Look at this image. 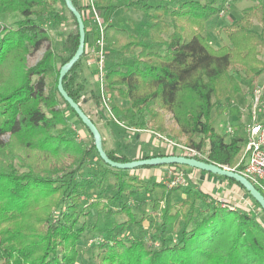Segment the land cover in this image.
Segmentation results:
<instances>
[{
    "label": "trees",
    "instance_id": "trees-1",
    "mask_svg": "<svg viewBox=\"0 0 264 264\" xmlns=\"http://www.w3.org/2000/svg\"><path fill=\"white\" fill-rule=\"evenodd\" d=\"M71 1L86 29L80 0ZM146 1L128 0L125 7L142 11L145 16L150 11L157 13H150V21L140 24L149 42L123 28H105L106 45L113 51L132 55L133 50H138L128 63L110 68L105 64L107 90L112 99L125 102L120 107L117 100L113 101L111 113L118 121L125 119L124 126L129 128L146 121L154 134L164 131L158 110L167 111L187 146L206 148L205 159L196 160L240 171L244 161L238 155L243 139L232 136L226 142L214 130L211 113L219 110L222 100L241 93L232 72L242 73L251 94L264 73V5L242 10L240 18L230 24V44L214 48L205 41L203 32L205 23L220 11L216 0H187L175 9H170L167 1L155 5ZM58 3L66 8L64 0H0V264H76L78 243L87 228L80 218L92 212L106 218L103 228L93 225L104 237L95 258L97 264H264V213L235 180L213 174L210 175L242 189L258 215L247 207L230 209L229 202L194 189L193 185L184 190L183 199L173 203L176 187L164 190L155 183L152 190L163 189L151 206L159 221L154 234L156 248L138 236L125 240L111 234L115 228L122 233L128 226L115 221L117 214L125 212L129 220L135 221L125 205L114 210L107 201L98 199L93 193L95 177L82 175L86 163L94 153L105 172L114 175L116 193L110 203L123 194H132L138 188L134 184L137 176L130 175L125 180L123 170L106 165L96 151L94 139L88 147L79 146L76 130L60 107L65 105L76 116L57 89L60 70L79 43L78 25L68 10L72 29L61 39L66 54H57L49 43L33 66L26 65L31 51L49 40L43 21L65 23L66 17L57 11ZM7 16L18 19L6 24ZM253 21L260 25L259 31L253 29ZM162 34H167L165 40ZM157 42L163 44L160 51L151 49ZM81 60L82 57L65 73L62 88L74 103L88 93L84 103L101 106L99 95L87 92L79 80ZM48 79L53 81L49 88ZM78 121L86 128L79 118ZM120 143L108 150L101 140L110 160H138L117 154ZM171 155L185 156L172 151L163 156ZM151 157L156 156L145 158ZM161 166L184 167L136 169Z\"/></svg>",
    "mask_w": 264,
    "mask_h": 264
},
{
    "label": "rangeland",
    "instance_id": "rangeland-1",
    "mask_svg": "<svg viewBox=\"0 0 264 264\" xmlns=\"http://www.w3.org/2000/svg\"><path fill=\"white\" fill-rule=\"evenodd\" d=\"M93 1L96 13L105 28L108 25H112L116 28H123L126 29L129 34H133L134 36L136 35L138 38L144 40L145 42L150 41L148 39V35H146L147 33L144 30H141L140 24L147 20L150 21V13H153L155 15L157 14L156 12L150 11L148 16H145L142 11L133 8L126 9L125 4L128 2V0H100V3H97L99 0ZM142 1L144 0H141V2ZM163 1H167V5L170 9H175L179 6V4L187 0H147L146 3L149 2L150 4L155 5L159 3L161 4L163 3ZM199 1L201 3H208L211 0ZM256 4L264 5V0H216L215 6L220 8V11L217 15L211 17L205 23L203 32L205 41L214 48H219L223 45H229L230 43L227 34L230 30L231 22L240 18L242 10L252 7ZM57 11L66 17L65 23L61 25H54L48 19H45L43 21L44 28L48 32L49 40L44 41L38 50L31 51V53L27 56L26 65L28 67L33 66L41 58L45 48L49 45V43L52 45L53 50L57 54H66L64 49H62L61 47V39L62 36L67 35L71 31L72 24L71 20L68 18L69 12L61 3L57 4ZM88 11V9H84L83 7V19L85 20V28L91 29L92 31L94 26L91 22L92 16ZM17 19L18 18L14 16H7L4 18V22L6 24H13ZM165 20L170 24L171 28L172 25L168 14L165 15ZM253 29L257 31L260 30V25L256 21H253ZM90 36L92 38L88 35L86 36L85 47L89 44L88 41H91V39H93V35L90 34ZM166 37L167 34H162L163 40H165ZM151 49L154 51H160L163 49V44L160 42L154 43L152 44ZM106 51L107 58L105 64L107 68L116 67L117 65H121L122 63L130 62L138 52V50H133L132 55H125L118 51H113L111 47L108 46V43L106 45ZM85 58L86 56H82L81 60V63H83L84 67L86 66ZM89 68V75L91 76V79L89 77H83L80 70L79 80L84 82L87 92L93 91L97 95H99L101 106L97 107L92 102L84 103L85 97L88 96V93L81 96L79 104H81L80 106L82 107V109L86 111L87 116L96 123V128L101 135V139L104 141L106 149H115V145L110 141L111 137H114L113 139L117 138L118 142H121L120 144L123 145L122 151L120 152L121 155L123 154L130 158L142 159L147 156H163L167 153H170L171 151L178 154L181 153L179 150H177L175 144L187 146V140L184 136L178 134L177 126L174 123L172 115L169 112L158 110L163 119V132H157L153 134L152 132H150L151 126H149V124L147 125L146 121H143L132 128L125 127V119L118 121L115 119L112 113L111 115L106 113L102 96L99 94L97 85L95 83L94 68L93 66H90ZM232 73L241 85V93H239L233 99L226 98L222 100L219 110H217L216 113H211L212 125L217 133L225 137L226 142H228L232 136H238L243 139L244 143L246 127L248 124H250V118L253 110L256 112L257 118L260 121H264V73L255 82V90L252 94L250 93L248 83L244 79L242 73ZM52 82V79L47 80L48 88L50 87V85H52ZM105 85V95H107L108 97V108L110 109V112L113 101L117 100L120 107H123L125 105V102L123 100L118 98L112 99L110 92L107 90L108 84L106 79ZM256 97H258V102H256L255 100ZM254 105H256V108L253 109ZM60 107L64 111H66L69 117V125L74 127L76 130L77 144L81 147L90 146L93 137L90 136L85 127L79 124L78 118L71 111H69V109L66 108L65 105H60ZM99 112H101V114ZM103 116H105L107 119H104ZM227 124H229L232 128V133L230 134L225 133V127ZM115 125L118 128H116ZM138 136L140 137L139 139H137ZM145 138L147 139L144 141ZM195 141H198V138H195ZM170 142H172L175 147L174 145H170ZM243 146L244 145L242 144L241 151L238 155L239 160L242 157ZM119 150L120 148L118 149V151ZM118 151L117 154H119ZM201 151L204 156H206V148H202ZM226 168L229 170L232 169L229 167ZM170 169L183 171L186 178V181L183 185L176 186V191H174V194L172 196L173 203H176L185 197L184 190L188 188L189 185H193L194 189L204 187L202 180H198L199 176L195 177L193 173L194 171H192L191 168L185 166L177 168L170 166L155 167L153 170L160 171L158 176L151 173L149 175L138 173L140 170L141 172L147 170V168L123 170L122 173L124 175H127L122 176L125 180L130 175L137 176L134 184L138 186V188L132 194H123L120 199H113V202L110 203L109 201L116 193L117 182L114 178V175L106 173L103 165L97 159L96 155L94 153L92 154V156L89 158V161L86 163L85 170L82 172V175L88 174V176H91L92 178L95 177L96 184L93 193L97 195L99 200L103 202L107 201V204H111L114 210H118L119 208H121V205H125L128 209V212L132 214L133 220L135 221L132 222L131 220H129V217H127L128 214H126L125 212L117 214L115 216V221L118 224L126 223L128 226L127 229H124L122 231V233H120L119 228L113 229L111 234L115 236V238L130 240L133 237L138 236L142 238L147 245L156 248L157 242L154 240V234L159 221L157 218V214L152 211L151 206L154 200L159 199L163 189L157 188L155 190H152L151 186L152 184L156 183L161 184L164 190L171 189L167 187L166 184L167 182L169 183V178H171V175L168 173ZM192 182H194L195 184H193ZM230 186L237 189L240 193L243 192V190L235 184H230ZM231 193L232 192H230V194ZM244 195L246 194L243 193V196ZM244 200L247 202H244L245 205L250 204L253 208L251 209L253 213L255 215H258L259 211L252 205V200L248 196L246 199L241 198V201ZM230 206L231 208H233V210L237 207L234 204H230ZM241 208L243 207L241 206ZM259 216L261 217L260 214ZM105 221L106 218L96 215L95 212H92V214L88 217L80 218V222H84L87 228L83 232L82 237L78 243L77 249L79 255L76 264H97L95 258L97 253L101 250V244L104 242V237L102 234L96 231L95 228H93V225L103 228V223Z\"/></svg>",
    "mask_w": 264,
    "mask_h": 264
},
{
    "label": "built area",
    "instance_id": "built-area-1",
    "mask_svg": "<svg viewBox=\"0 0 264 264\" xmlns=\"http://www.w3.org/2000/svg\"><path fill=\"white\" fill-rule=\"evenodd\" d=\"M82 5L84 9L89 10L88 12H90L92 16L91 22L94 26L92 31L91 29H85L87 34L93 35L91 44L87 45L84 49V56H86L85 64L87 67L93 66L95 72L94 79L98 92L102 96L106 113L111 115L110 109L108 108V97L105 95V62L107 58L105 27L96 13L93 0H82ZM82 15L84 16L83 12ZM255 100L258 102V97H256ZM254 108H256V105H254L253 109ZM225 133H232V128L229 124L225 127ZM170 145L174 144L170 142ZM175 145L181 154L189 158L205 159L201 150L190 146ZM243 145L242 157L240 159L244 161L242 169L240 171L235 170V168L230 170L243 176L264 196V121H260L257 118L254 110L250 118V124L246 127ZM168 173L171 175V178H169V183H166L167 187L173 188L185 183L186 178L183 171L170 169ZM245 203L247 202L245 201ZM221 206L226 207L223 203H221ZM245 207L253 209L250 204ZM229 208L233 209L231 206Z\"/></svg>",
    "mask_w": 264,
    "mask_h": 264
},
{
    "label": "water",
    "instance_id": "water-1",
    "mask_svg": "<svg viewBox=\"0 0 264 264\" xmlns=\"http://www.w3.org/2000/svg\"><path fill=\"white\" fill-rule=\"evenodd\" d=\"M65 6L67 10L75 17L77 25H78V33H79V43L76 52L67 62V64L62 67L58 77L57 89L59 94L65 100V102L69 105V107L74 111L76 116L81 120V122L86 126V128L90 131L93 139L96 151L101 158V160L108 166L112 168H116L119 170H132L139 167L144 166H157V165H179L185 166L192 169H197L209 174L226 177L235 180L248 194L254 199V201L259 205L260 209L264 213V196L254 188V186L249 183L243 176L239 173L229 170L226 167L219 166L212 163H206L203 161H199L193 158L185 157V156H157L151 158H142L138 160H134L131 162H115L110 160L102 149L101 144V135L90 120V118L83 112L81 108V104L74 103L71 98L67 96L65 91L62 88V79L66 72L70 70V68L82 57L85 49V29L81 14L77 12L74 8L71 0H64Z\"/></svg>",
    "mask_w": 264,
    "mask_h": 264
},
{
    "label": "crops",
    "instance_id": "crops-1",
    "mask_svg": "<svg viewBox=\"0 0 264 264\" xmlns=\"http://www.w3.org/2000/svg\"><path fill=\"white\" fill-rule=\"evenodd\" d=\"M80 2L82 4V0H80ZM87 35L89 37H91L90 34H87ZM89 41H88V43L90 44L92 39H91L90 42ZM89 69H90L89 67H86V66L84 67L83 63H81V75L83 77H89L91 79V76L89 75L90 74L89 73L90 72ZM99 113L101 114V112H99ZM103 118L105 119L106 117L103 116ZM115 127H116V125H115ZM116 128H118V127H116ZM113 138L114 137H111L110 141L113 142V144L116 147L118 145V140H117V138H115V139H113ZM139 138L140 137L138 136L137 139H139ZM146 139L147 138H145L144 141ZM122 147H123V145L121 144L120 150L118 151L119 155H121L120 152L122 151ZM153 169L154 168H149V169L144 170L142 172L140 170L138 173L139 174H147V175H149L151 173V174H154V175L158 176L160 171H156V170H153ZM192 171H194L193 172L194 176L195 177L199 176L198 180H200V181L202 180V183L204 184V187H203L204 189L203 188H198L199 190H201L202 192L208 194L211 197L217 198L218 200H225V201L229 202L230 204H234L235 206H237V208H241V206L243 208H245V206H246L245 203H244L245 200L241 201V198L246 199L247 196L244 195L245 196L244 197L243 196V192L240 193L237 189H235L234 187H231L229 183H227L226 181H224V180H222V179H220V178H218L216 176H212L210 174L202 173V172H199L197 170H192ZM192 183L195 184L194 182H192ZM230 192H232V193L230 194ZM241 196H243V197H241Z\"/></svg>",
    "mask_w": 264,
    "mask_h": 264
}]
</instances>
